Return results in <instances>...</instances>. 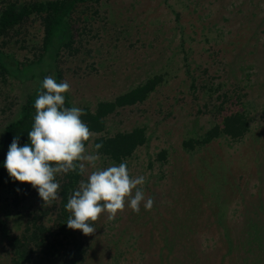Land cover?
I'll list each match as a JSON object with an SVG mask.
<instances>
[{"label":"rangeland","instance_id":"374dc122","mask_svg":"<svg viewBox=\"0 0 264 264\" xmlns=\"http://www.w3.org/2000/svg\"><path fill=\"white\" fill-rule=\"evenodd\" d=\"M45 1L53 0H0V10ZM69 23L71 46L49 66L45 56L40 70L71 85L74 106L93 109L162 77L143 103L108 116L105 132L145 128L147 142L126 161L133 176L147 177L154 205L138 214L126 207L112 221L102 213L84 235L62 213L61 188L72 172L56 177L60 199L50 206L39 195L16 206L2 190L0 264L18 259L7 237H27L35 226L44 230L45 252L31 244L30 261L19 264H264V0H92L78 4ZM43 36L42 18L31 16L0 38V51L33 61ZM52 46L58 52L57 39ZM11 66L0 75V137L41 82L40 74L21 81V72L16 80ZM237 111L249 120L243 139L183 149Z\"/></svg>","mask_w":264,"mask_h":264},{"label":"clouds","instance_id":"9594fccd","mask_svg":"<svg viewBox=\"0 0 264 264\" xmlns=\"http://www.w3.org/2000/svg\"><path fill=\"white\" fill-rule=\"evenodd\" d=\"M70 89L67 81L57 83L52 75L43 79L34 102V123L28 132L30 143L21 147L19 137H14L4 167L14 181L36 189L49 206L60 199L56 177L78 170L86 179L80 181L68 199L66 209L70 216L66 224L69 229L90 235L96 231L92 222L102 213L112 221L126 207L138 214L143 204L150 211L154 200L145 197L147 177L133 176L127 161L99 166L103 144L91 142L98 137L81 119L87 114L84 109L65 106L64 94Z\"/></svg>","mask_w":264,"mask_h":264},{"label":"trees","instance_id":"16d2710c","mask_svg":"<svg viewBox=\"0 0 264 264\" xmlns=\"http://www.w3.org/2000/svg\"><path fill=\"white\" fill-rule=\"evenodd\" d=\"M88 1L92 0H53L31 2L21 5L7 4L0 10V38L8 37L10 32L27 23L29 18L34 15L42 18L44 26V36L40 47L41 52L37 55L35 60L20 63L16 61L12 55L4 54L0 51V75H8V67L15 65V71L18 75L17 78H15L16 80H20L19 78L22 77L24 78H22L21 81L36 80L39 74L41 79V82L39 84L37 83L38 85H36L33 93L27 96L26 101L21 106L19 117L15 121L7 124L3 135L0 137V192L2 190L9 191L13 196V203L16 206L24 200L39 194L30 184L14 181L9 176L7 169L4 167L9 146L14 137L17 136L19 137V144L21 147L26 143H30L28 132L31 131L34 123L36 112L34 102L41 89L43 79L48 76V72H45L43 69V71L40 70L41 61L45 56L52 58L51 63L46 64L49 66L54 63L53 61L57 60L61 48L68 49L71 46L73 37L69 17L78 4ZM55 39L58 41V52H56L57 50L55 51V48L52 46V42L55 41ZM9 58L13 60L14 65L10 63L7 64ZM3 60H5V64ZM20 72L24 73L22 77L19 76ZM49 75H52L57 83H60V75L58 72L54 71ZM161 82V76H153L135 88L116 96L111 101L97 103L93 109L87 106L82 107L87 114L82 116L81 119L87 123L90 131L94 132L98 137L91 142L103 144V148L99 150L100 157L106 158L114 164H119L131 158L137 148L145 145L147 136L146 130L143 127H135L130 131L118 132L109 136L105 135L106 118L116 113L118 109L143 103ZM64 95L65 106H74L69 94L66 93ZM248 131L249 120L246 113L244 111H237L223 116L220 123L213 125L201 138L184 140L182 142V147L184 150L190 152L196 148L204 147L221 137L238 141L243 139ZM86 145H88V142H86ZM164 155L165 152L162 151L158 158L160 160L164 159ZM79 178L80 175L78 174V170L77 172H72L67 178V183L61 188L62 213L65 218H68L66 214V204L69 199V190L75 186ZM64 226L65 224H63V227ZM2 227L3 226L0 225L2 232L5 233ZM43 232L44 230L42 227L35 226L27 237H7L10 247L14 249L16 258H18L13 261L14 264H19V261H23V263L30 261L31 250L29 246L31 244L45 252V241L43 242L41 239ZM71 238L73 239V236H71ZM247 245L249 248V244ZM249 251L251 254L254 252L251 248H249ZM247 258H250L249 252Z\"/></svg>","mask_w":264,"mask_h":264}]
</instances>
